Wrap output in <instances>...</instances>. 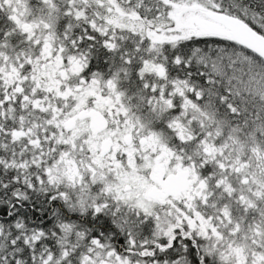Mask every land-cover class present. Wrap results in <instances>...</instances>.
I'll use <instances>...</instances> for the list:
<instances>
[{
  "label": "snow or ice",
  "instance_id": "snow-or-ice-1",
  "mask_svg": "<svg viewBox=\"0 0 264 264\" xmlns=\"http://www.w3.org/2000/svg\"><path fill=\"white\" fill-rule=\"evenodd\" d=\"M0 264H264V0H0Z\"/></svg>",
  "mask_w": 264,
  "mask_h": 264
}]
</instances>
